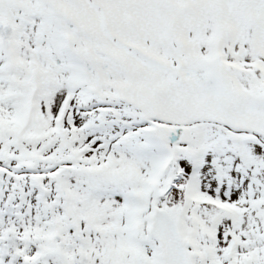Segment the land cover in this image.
Instances as JSON below:
<instances>
[{
	"label": "snow or ice",
	"instance_id": "1",
	"mask_svg": "<svg viewBox=\"0 0 264 264\" xmlns=\"http://www.w3.org/2000/svg\"><path fill=\"white\" fill-rule=\"evenodd\" d=\"M0 264H264V0H0Z\"/></svg>",
	"mask_w": 264,
	"mask_h": 264
}]
</instances>
